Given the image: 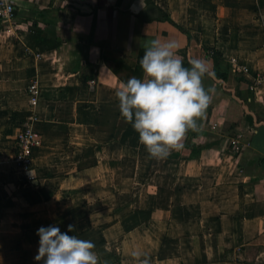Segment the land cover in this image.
Segmentation results:
<instances>
[{
    "label": "crops",
    "instance_id": "crops-1",
    "mask_svg": "<svg viewBox=\"0 0 264 264\" xmlns=\"http://www.w3.org/2000/svg\"><path fill=\"white\" fill-rule=\"evenodd\" d=\"M14 2L15 16L0 17V264H42L37 229L49 224L92 240L98 264H141L133 251L150 264H264V0ZM155 37L210 72L209 50L228 65L226 81L204 78L214 91L201 130L165 158L148 153L116 96L144 77L142 45ZM118 60L131 70L115 72ZM35 112L30 179L15 138Z\"/></svg>",
    "mask_w": 264,
    "mask_h": 264
},
{
    "label": "clouds",
    "instance_id": "clouds-1",
    "mask_svg": "<svg viewBox=\"0 0 264 264\" xmlns=\"http://www.w3.org/2000/svg\"><path fill=\"white\" fill-rule=\"evenodd\" d=\"M142 46L144 54L139 62L144 77H129L116 96L121 115L139 133L148 153L165 158L171 150L183 147L181 141L188 130H201L197 118L205 113L214 91L203 81L212 73L203 58L191 57L186 65L177 55L180 45L175 38H146ZM37 234L34 259L42 264H98L92 240L61 231L57 224L41 225ZM132 256H143L141 264H150L147 253L133 251Z\"/></svg>",
    "mask_w": 264,
    "mask_h": 264
},
{
    "label": "built area",
    "instance_id": "built-area-1",
    "mask_svg": "<svg viewBox=\"0 0 264 264\" xmlns=\"http://www.w3.org/2000/svg\"><path fill=\"white\" fill-rule=\"evenodd\" d=\"M15 16V2L14 0H0V17L4 19H12ZM247 69V68H245ZM261 78L258 77L257 81ZM95 79H92L90 84L94 85ZM28 95L30 99V106L33 110L39 104L42 89L37 81L30 84L28 88ZM38 116L36 112L21 121L16 132V152L14 155V162L20 167L28 178H33L32 164L34 160V150L41 142V135L35 127V121ZM232 149L234 153L238 154L242 150V143L237 137L232 140Z\"/></svg>",
    "mask_w": 264,
    "mask_h": 264
},
{
    "label": "trees",
    "instance_id": "trees-1",
    "mask_svg": "<svg viewBox=\"0 0 264 264\" xmlns=\"http://www.w3.org/2000/svg\"><path fill=\"white\" fill-rule=\"evenodd\" d=\"M210 51L211 50L208 51V56H210L214 62L213 72H211L212 75L219 80L226 81L228 77V65L225 64L224 59L222 58V54L219 51L213 50L212 53H210ZM187 52H188V49H187ZM142 54L144 53H140L139 61L141 57L143 56ZM183 61L187 65L188 63L187 53H185V57ZM112 67H113V70L117 73H119L118 67H124L125 69L131 70L130 66L126 65L122 60H118L116 62V65L115 66L113 65ZM138 67H140V62H138L136 69H138Z\"/></svg>",
    "mask_w": 264,
    "mask_h": 264
},
{
    "label": "rangeland",
    "instance_id": "rangeland-1",
    "mask_svg": "<svg viewBox=\"0 0 264 264\" xmlns=\"http://www.w3.org/2000/svg\"><path fill=\"white\" fill-rule=\"evenodd\" d=\"M155 180H157V182L159 184H162V186H168V184H170V183H168L169 180H167L165 178L163 179V178L158 177V178H155Z\"/></svg>",
    "mask_w": 264,
    "mask_h": 264
}]
</instances>
